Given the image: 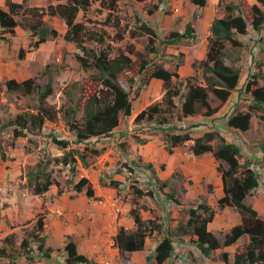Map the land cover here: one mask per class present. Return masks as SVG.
<instances>
[{"label": "trees", "instance_id": "16d2710c", "mask_svg": "<svg viewBox=\"0 0 264 264\" xmlns=\"http://www.w3.org/2000/svg\"><path fill=\"white\" fill-rule=\"evenodd\" d=\"M55 4H48L45 7L24 8L23 3H17L6 0L7 9H3L0 5V30L9 34H14V28L18 25L15 16L20 12L30 17L29 22L25 25L31 32L34 41L31 47L36 49L41 43L48 39H55L58 31L50 27L44 20L45 15L57 16L62 21L64 32L62 39L66 42L74 44L78 52L74 54L75 60L83 69L94 68L97 73L90 78L91 83L98 84V89H90L87 92L86 87L80 86L79 93L74 99V94L65 91V96L69 101L74 102L61 106L62 119L65 127L76 137L75 142L81 143L85 139L92 137H106L110 135L112 130L117 127L120 117H127L131 114V94L141 91L151 78L160 79L164 93L161 99L150 103L140 110L133 119L134 123L146 120L153 123L152 128H158L169 123L181 121L183 118L201 113L203 117L212 115L217 111V107H212L209 102V93L216 98L220 104L225 103L231 92L236 89L240 69L234 65L225 62V43L230 41L233 45H240L241 42L234 38L236 35H245L247 26L250 25L252 30L259 31L264 23V11L257 5L252 4L248 7L250 20L248 21L239 11L235 12L238 3L226 4L223 10L214 11L213 19L209 25V34L205 38V56L198 61V67L201 69L202 83L197 81L194 75L181 77L177 71L165 68L162 61H158L159 57L146 61L144 56L134 50L132 46H128L126 51H117L114 55H110L109 49H106L105 43L108 33L105 29L95 30L87 27L84 22L77 20L80 11L83 13L96 1L99 5L107 10L103 19L104 25H110L116 28V39L123 38L125 30L120 18L115 13L118 9L120 0H57ZM136 2L147 0H133ZM197 8L207 5V0H190ZM262 1V0H259ZM160 2V0H158ZM158 4L153 7L156 8ZM162 7V6H161ZM197 12V10H196ZM136 19L135 22L139 23ZM24 27V25H23ZM128 27V25H126ZM141 29L155 34L151 28H147L142 24ZM197 34L190 24L187 22L183 31H172L165 36L162 45H174L183 39L197 40ZM151 41H153L151 39ZM92 46H87V43ZM152 48L151 53L154 52ZM131 55H135L136 59ZM20 53L18 58L21 59ZM168 58V56L166 57ZM196 62L192 65L195 66ZM136 71L132 73V70ZM45 72L48 69L45 67ZM129 75L126 80L122 77ZM49 74V73H48ZM254 80H245L243 83V93H248L251 101L250 105L264 110V73H253ZM260 78L262 83H258ZM141 83L140 86H137ZM71 85H76L73 82ZM5 86L6 91H20L27 96L30 101L33 100L31 106L21 113L15 115L14 119L3 125H15L12 130L13 137H24L25 133L37 135L41 133L46 120H53L57 111L55 108L47 104L46 98L52 93L50 82L38 84L32 78L22 81L15 79H7L3 83L0 82V91ZM138 90H137V89ZM242 93V94H243ZM238 97L240 93L237 94ZM34 103V105H33ZM81 110L80 118H77V112ZM228 116L226 123L229 127L246 131L250 128V120L252 114L250 110L234 111ZM264 120V116L262 117ZM2 125V128H3ZM198 124H190L188 127L172 126L176 129L174 132H168L163 135L162 141L164 149L168 154L173 152V148L181 146L191 150L194 155L211 152L218 161L216 167L217 173L223 181V195L217 200V207L223 209L226 206H233L241 217V222L232 226L229 231L223 233L220 239L207 229V224L213 220L214 209L211 205L205 203L202 199L195 206L186 208L185 212L188 218L185 222H175L167 228V234L158 242L155 247V262L161 264L167 258L171 257L174 252L172 244L173 238L185 234L195 236L196 247L203 256H209L212 251L222 248L223 246L234 243L242 235H247L249 241L242 249L236 248L233 253L231 264H264V221L258 216L257 211L245 203V197L254 194L259 187L258 172L253 168L252 159H245L240 163L238 157L240 148L233 142L225 139L220 130L214 129L203 132L200 136H193L189 132V128ZM2 129L0 128V131ZM50 140L59 148L65 149L69 146V141L57 138L50 134ZM139 142L145 143L143 138ZM257 146L262 152L261 160L264 162V140L260 141ZM96 155L99 154L95 151ZM0 159H7L2 142L0 140ZM80 161L82 166H88L87 157L79 150L74 148L67 149L60 158H51L47 153H43L35 163V166L25 173L26 188L29 192L41 195L48 190L50 185H56L59 188V182L52 177V169L49 168L51 163H59L68 166L69 172H76L77 162ZM147 168H151L152 164L148 162ZM163 167V166H161ZM155 173L154 170H152ZM154 176V174H153ZM180 178L181 173L173 172L171 178ZM101 185L102 183L99 179ZM164 200L180 205V199L175 195L170 187L169 179H160L154 176V181ZM107 185L116 188L119 182L109 180ZM85 187V194L93 196V186L89 180L82 177L80 181L74 185L76 191H81ZM60 191V190H59ZM140 196L142 192L137 191ZM149 197L151 192L145 193ZM130 214L133 217L135 229L126 231L120 228L115 236V244L120 252H131L141 250L144 247L145 238L154 232H158L161 223L158 222L160 217L154 215L153 218L143 219L138 208H131ZM42 217L38 214L34 232L31 239L35 240L36 256L38 259L51 258L52 248L45 246V235L43 234ZM14 234L10 233L0 240V257L13 258L20 257L17 253L19 249H26L23 257H28L30 249V238H23L19 246H15ZM19 248V249H18ZM65 252L66 264H95L87 257L80 254L76 250V246L72 241L66 242L63 247ZM218 260L226 261V253H219ZM31 257V255H30ZM35 260V256H32Z\"/></svg>", "mask_w": 264, "mask_h": 264}, {"label": "rangeland", "instance_id": "374dc122", "mask_svg": "<svg viewBox=\"0 0 264 264\" xmlns=\"http://www.w3.org/2000/svg\"><path fill=\"white\" fill-rule=\"evenodd\" d=\"M210 1L214 5L213 13L215 10H218L219 13V10H223L222 8H224L226 4L238 3L237 9H234V11L237 13L241 11L248 21L250 20L248 7L252 4H257L264 11V0H207L208 9H206V5L202 8H197L190 0H160V2H158V0H147L141 2L133 0H120L118 2V9L115 13L120 18V23L125 29L123 31L122 39L115 38L116 28L103 24V19L107 10L102 8L98 1L92 3L84 13L80 11L77 15V20L84 22V24L89 28H94L95 30H100L102 28L107 31L108 37L106 39L105 46L106 49H109L111 56L117 51H126L128 46H132L135 51L140 52L144 56L146 61H151L155 57L157 59L158 56H160L158 61H162V64L169 70H175L176 67L182 65L181 73H186V75L189 73V76L194 75L197 81L202 83L201 69L198 67V61L203 59L205 56V38H207L206 36L208 34L203 35L202 33L203 26L201 9L206 10V15H209V12L211 11V6L209 5ZM1 3L5 6L6 0H1ZM155 4H158L156 8L153 7ZM15 19L18 25L14 28V34H9L0 30V71H5L7 69L8 71L14 72V75L16 71L23 68L25 74H30V77L28 78L34 79L38 84L42 85L49 81L53 91L46 98V102L51 107L55 108L57 114L53 120L45 121V129L43 131L42 128L41 133H38L37 135L25 133L26 135L24 137H13L12 130L15 125L7 126L3 124L13 120L15 115L18 113L27 110L29 106H31L33 100L30 101L28 97L23 95L20 91L8 92L6 91L5 86H2L0 91V128L2 129L0 131V140L2 142V149L4 150L7 159L5 161L0 159V190L5 193L7 190H10L9 187L18 186L22 193L23 189H26L25 173L35 166V163L39 157L43 155L44 151L48 154V156L50 155L51 158L57 156L60 158L67 149L74 148L87 157L88 166H86L87 168H83L81 162H77V170L74 174H71L68 166H63L54 162L51 163L49 168L52 169V177L59 182V189L60 183L62 184L61 188L66 187L71 189V187L73 188L82 177H85H80L78 174L79 170H81L80 167H82L83 169H87L86 174L89 176L99 172V179L102 182H107L111 180L112 177L119 174L122 177V185L116 189L117 195L122 201L128 203L130 209L138 208L140 212V209H149V211H151V209H153L151 207L152 205L157 206V204H155L156 200L165 202L166 200L163 199L158 187H156L153 183L155 176H153L154 173L152 172V170H154L153 163H151V168L146 167L148 162H154L153 158L155 157H152L150 159L151 161H146L143 157L145 152H142L141 150L147 148L142 146L144 143L139 142L140 138H143L146 141L149 140L151 138L150 135L155 134L154 131L150 129L146 132L141 130L140 127H133V119L120 117V124L122 123L125 129L122 131L121 135L117 136L113 145L110 144L111 140L105 137H92L85 143H76L75 135L69 133L64 125L62 113L59 111L63 108L61 106H66L67 104H72L74 102V100L72 102L69 101L64 92H71L74 94L75 99L79 93L80 86L86 87L87 92L89 90V86L91 90L94 88L98 89L100 86L98 84L91 83L90 81V78L97 73V70L94 68L83 69L80 67L74 57V54L78 52V49H76L73 43L66 42L62 39V34L64 32L63 25L62 23H59L60 21L56 17L47 18L45 22L50 27L55 28L58 31V36L55 39H48V41L44 42L43 45L40 44L38 47H41V49L38 53H32V51L36 50L38 47L36 49L31 47V43L35 38L29 35L30 31L25 26L29 22L30 17L20 12L15 16ZM136 19L140 20L139 23L135 22ZM187 22H190L195 34L199 36L197 40L183 39L174 45H162V39L165 36L172 31H183ZM142 24H145L147 28L149 27L153 29L155 34L147 32L146 29H141ZM126 25H128V27H126ZM24 31L28 34V38H25L27 34L24 33ZM234 38L239 40L241 44L238 46L233 45L230 41H226L225 62L240 69V75L236 86V88H239L241 86L243 87L245 80L256 79L255 77H252L251 74L259 72L264 73V23L259 31L252 30L249 25L248 31L245 35H236ZM151 39L153 41H151ZM201 40H203V43ZM87 46H92V43L88 42ZM152 48H154L153 53L150 51ZM18 53L23 56L21 59L18 58ZM131 56L133 59H136L135 55ZM167 56L168 58H166ZM19 60L23 61L20 62ZM12 61L18 65L16 70L13 69L14 64ZM193 62H196L194 63L195 66L192 65ZM45 67L48 69L49 74L45 72ZM135 71L136 69L132 70V73ZM25 74H23V76H26ZM129 75H131V73L122 77L121 80H126ZM7 79H12V77L8 76L6 73L0 75V82L3 83ZM73 82H76V85H71ZM257 82L260 84L262 83V80L258 78ZM140 85L141 83L137 86ZM235 90H238L240 94L243 93L242 88ZM236 91H233V99L236 97V93L238 92ZM136 93L137 92H133L131 94L132 111L137 110L140 102L143 101L139 98V94L136 95ZM243 94L246 96L241 98L240 103L234 104L235 106L232 107V109V105L229 104V109H226L225 111L230 110L231 113H235L234 111L237 110L242 112L250 110L252 114V125L250 128L252 130L250 131V136L249 133L246 134V138L248 140H251L250 138H254V140H258L255 142L259 143L264 140V120L262 119L264 116V110L251 106L249 103L248 93L246 92ZM209 101L212 106L217 104L219 105L220 103L211 93H209ZM143 108L144 106L139 108V110H142ZM81 113V110L77 112V118H80ZM141 121L137 124L141 123ZM51 123L53 125H50ZM191 130V134L193 136H198L202 131V128H193ZM220 133H224L222 135H224L227 141L235 143L240 148V152L242 150L244 151L245 145L239 136L235 137L234 134L224 130H221ZM50 134L56 136L57 138H69L71 140H68L70 142L69 146L65 149L57 147L50 140ZM104 140H109L108 144L110 145L106 146V144L104 147H98L99 145L97 142H103ZM152 144H155V142H152ZM119 146L124 149V153L121 152L118 154L116 152L119 150ZM255 147L256 146L254 145V149ZM95 151H98L99 154L96 155ZM153 153L155 152L153 151ZM252 160L254 169L258 172L260 185L258 193L256 190L254 194L248 195L249 198L245 200V203L249 204L256 210H259L258 212H260V215L258 214V216L264 219V162L262 160H256L255 158H252ZM110 163H112L111 167ZM157 165L160 166V162L157 161ZM174 171L181 173V177L175 179L174 177L171 178ZM4 175H6V177H4ZM171 175L167 178L170 180V187L174 191L175 195L180 198V201L184 200L186 205L184 207L183 205L177 207L179 214L183 215L185 208L195 206L196 203L203 199L207 204L209 201L211 202L209 203L214 209V218L216 221L226 219L225 222L230 224L231 222L234 223L236 219H240V214L233 206H226L223 209H219L217 207V200L219 197H216L215 195L210 196L209 201L206 196L199 195V198L195 202H193L195 198L193 196L192 201L185 202V190L182 189L183 181H188V185H190L191 180H183V173L177 168L172 170ZM10 176L14 180L10 179L12 183L8 184V178H10ZM15 176L17 182L15 180ZM84 189L85 187H83L82 190ZM138 190L142 192V195L139 196L137 194ZM206 190L210 194L213 193L212 186L206 187ZM146 192H151L152 196H147L145 194ZM11 197L12 199H7V197L3 199L0 195V200L3 201L2 208L9 205L4 212H0V218H2L4 222L10 220H13L14 222L18 221L20 227L13 233L15 246L18 247V244L23 238L31 237V234L34 232V225L38 215L33 219L34 222L27 219L22 220L21 216H24V212L25 217H29V205L27 206L25 204L23 206L20 204L18 206L17 194H12ZM178 208L181 209L179 210ZM15 226L16 225H13L12 227ZM227 231H229V229ZM223 233L224 230H220L216 233V236L222 239ZM1 238H3V235L0 234V240ZM30 241L31 244L29 247L30 249L28 250L29 253L27 258L23 257V253L27 251V248H18L19 252L17 253L20 257H13L12 259L0 257V264H32L35 262L32 258V256L38 258V256H36L37 250L35 240L30 238ZM248 241L249 237L247 235H243V237L241 236L239 241H236V244H238L237 248L242 249ZM234 248L235 247H228L227 250L232 251ZM193 250L195 251L197 258H194L193 253L191 252L186 253L185 256L187 259H192L191 262L193 261L194 264H231L233 260V256L229 259L227 258L226 261L218 260L220 256L219 253L221 252L210 255L207 258L204 257L198 249L193 248ZM227 252L229 253V251ZM172 258V262H181V264H186L183 263L186 262V258H180L177 253L173 255Z\"/></svg>", "mask_w": 264, "mask_h": 264}, {"label": "crops", "instance_id": "0c3cea01", "mask_svg": "<svg viewBox=\"0 0 264 264\" xmlns=\"http://www.w3.org/2000/svg\"><path fill=\"white\" fill-rule=\"evenodd\" d=\"M10 1L23 3L24 8L45 7L50 3L55 4L58 2L57 0H10ZM0 5L3 9L5 10L7 9L6 5L5 6L2 5L1 0H0ZM209 5L211 6V11L209 12L210 13L209 15H206V10L201 9L203 35L209 34L208 31L209 25L214 15L213 13L214 5L212 4L211 1L209 2ZM207 6L208 5H206V9H208ZM55 17L60 21V22L58 21L59 23H62L61 19H59L57 16L45 15L43 17V20L46 21L47 18H55ZM247 31H248V26H247ZM24 33H26V31H24ZM30 33L31 32H29V35H31ZM198 37L199 36H197V38ZM25 38H28V34ZM202 41L203 40H201V42ZM43 44L44 42L41 43V45ZM40 49L41 47H38L36 50H33L32 53L35 52L38 53ZM19 61L21 62L23 60H19ZM12 63L14 64L13 69L16 70L18 65L15 64L14 61H12ZM175 71H177L181 77L189 76V73L187 75L186 73L185 74L181 73L182 65L176 67ZM4 73H6L8 76L14 79H17V81L24 80L30 77L29 73L26 74L24 73L23 68H20V70L16 71L14 75H13L14 72L8 71L7 69L5 71L2 70L0 71V75ZM23 74H25L26 76H23ZM241 88L242 86L236 89H241ZM163 93L164 90L162 88V81L160 79L151 78L148 81V83L144 86V88L141 91H139V98L143 101L140 102V105L137 110L132 111L131 108V114L127 116V118L134 119L136 114L140 111L139 108H141L142 106H144L145 108L150 103H153L154 101L161 99ZM238 93L239 91L236 93V97L233 99L232 98L233 91H232L228 100L225 103H223L224 105L220 103H219L220 106L218 104L215 106L211 105L212 107H217L218 109L215 113L207 117H203L199 112L195 115L185 117L181 121L169 123L158 128H152L151 125L153 123L148 122L146 120H142L141 123L139 124L133 122V127L134 126L140 127L141 130H144L146 132L147 130L152 129V131H154L155 133L150 135L151 138L142 145L147 149L141 150L142 152H145V154L142 155L146 161L148 160L151 161L150 159L152 157H155L153 158L154 162H150L153 163V168L155 171L154 175L158 176L160 179H167L171 175L172 170L174 168H177L183 173L182 175L183 180L184 179L191 180L190 185H188V181L187 182L183 181L182 189L185 190L184 192L185 202L192 201V196L195 197L193 201L195 202L199 198L198 197L199 195L206 196L208 201L210 196L215 195L216 197L220 198L223 195V181L216 170L218 161L215 159V157L211 152L194 155L191 152V150L183 148L181 146L174 147L173 152L171 154H168L165 151L162 138L165 133L176 131V129H172V126L188 127L190 124H198L197 126L189 128L190 133L192 131L191 129L193 128H202V131L199 133L198 136H200L205 131L214 130V129L220 130V132L221 130L227 131L229 133L234 134L235 137L239 136L245 145L244 151L242 150L238 157L240 163L247 161L245 159L255 158L256 160H261L262 152L257 146L258 143L255 142L258 140H254V138H250L251 140H248L246 138L247 133H249V136L251 135L250 131L252 129L249 128L246 131H239L229 127L226 123L228 116L233 113V112L231 113L230 110L225 111L226 109H229L228 105L231 104L232 105L231 109H232V107L235 106L234 104L240 103L241 98L246 96L244 94H240L238 97L237 95ZM249 103H251L250 100ZM120 122H121V118H119V123L117 127L112 130L110 135L105 137L111 140L110 142L111 145L114 144V140H116L117 136L121 135L122 131H124L125 129L124 125H122V123L120 124ZM250 123H251L250 124L251 127L252 119L250 120ZM50 125L53 124L51 123ZM44 129L45 127L43 126V131ZM69 133L73 134L71 132ZM62 139L71 141L69 138H62ZM90 139L91 138L85 139L83 142L85 143ZM109 140H104L103 142L102 141L97 142V144L99 145L98 147H104L106 144H107L106 146H109L110 145L108 144ZM152 142H155V144H152ZM254 145L256 146L255 149L257 150L254 149ZM123 150L124 149L120 148L119 146V150L116 152L118 154H120L121 152L124 153ZM153 151L156 154L153 153ZM157 161L160 162V166L157 165ZM251 165L253 166V164ZM111 166L112 163H110V167ZM161 166H163V168H161ZM83 168H87V167L83 166ZM83 168L80 167L82 171L79 170L78 174L80 177L85 176L88 178L89 182L93 186V196H87L84 190L76 191L72 187L71 189L66 187L61 188L62 187L61 183H60V189L56 185H50L48 190L41 195L31 194L29 193L27 188L23 189L21 193V190H19L18 186L9 187L10 190H7L5 193H3L2 190H0V195L2 196L3 199L6 197L7 199H12L11 195L17 194L18 206L20 204H22L23 206L25 204L27 206L29 205L30 208L29 217H25V212H24V216H21L22 220L27 219L34 222L33 219L38 214L43 216L42 222H43V234L45 235V246L47 247L49 246L52 248V252L50 256L51 258L45 260L35 258L34 260L35 262H33L32 264H66L65 263L66 254L63 251V247L68 241H72L75 244L78 253L84 255L90 261L91 260L94 261L95 264H103V261L107 259L113 261L115 264H156L154 258L155 257L154 250L158 242L162 240L164 236L167 234V228L171 225V223H175L177 221L185 222L188 218V215L185 213V211L184 214L182 215L179 214L177 210L178 206H182V205L183 207L186 206L184 200L180 201L181 202L180 205L172 203L168 200H166L165 202L156 200L155 204H157V206L150 205L153 208L151 209V211H149V209L147 210L140 209L141 212L140 211L139 212L143 219L153 218L154 215H158L160 217L158 222L161 223V228L158 232H154L145 238L143 249L131 251V252H120L117 245L115 244V236L117 235L119 229L121 227L124 228L126 231H133L135 229L133 217L130 214V206L128 205V203L122 201L117 195L116 189L120 185H122L121 184L122 177L119 174L112 177V180H116L119 182V185L116 188H114L112 186L107 185L108 181L106 182V185H101L98 182L99 172H96L94 175L89 176L86 174L87 169H83ZM6 175H4V177H6ZM8 179H9L8 180L9 183L7 182L8 184L12 183L10 179L14 180L13 178H11V176ZM15 180L17 182L16 176H15ZM208 186L209 187L212 186L213 193L211 194L208 193V191L206 190V187ZM258 189L259 187H257L256 189L257 193L259 191ZM248 198L249 196H246L245 200ZM209 202L208 204L211 205L210 204L211 202L210 203ZM2 203L3 201L0 200V212H4L9 207L8 205L5 208H2L3 207ZM178 209L180 210L181 208ZM256 211L260 215V212H258L259 210ZM260 218L264 220L262 217ZM0 221H1L0 234L3 236L9 233L16 232L17 228L20 227L18 221L14 222L13 220H10L4 222L2 218H0ZM225 221L226 219H223L222 221H216V219L213 217V220L207 224V229L211 231L214 235H216V233L219 232L220 230H224V232H226L232 226L239 224L241 222V217L238 220L236 219L234 223L231 222L232 224L226 223ZM13 225L16 226L12 227ZM195 239H196L195 236L190 234L174 237L172 242L174 246V252L171 255V257L167 258L161 264H181V262H176V263L172 262L173 261L172 257L176 253L182 259L186 258L185 254L188 252L193 253V257L197 258L195 255V251L193 250V248L198 249L196 247ZM239 239L240 237L236 241L238 242ZM236 241L230 245L223 246L222 248H218L212 251L210 255L223 252L226 253L228 259L231 258V256H233L235 249L238 247ZM228 247L229 248L235 247V248L231 251V250H227ZM227 251H229V253ZM191 260L186 258V262L183 263L194 264V262L193 261L191 262Z\"/></svg>", "mask_w": 264, "mask_h": 264}, {"label": "built area", "instance_id": "2783aa9c", "mask_svg": "<svg viewBox=\"0 0 264 264\" xmlns=\"http://www.w3.org/2000/svg\"><path fill=\"white\" fill-rule=\"evenodd\" d=\"M103 264H115L113 261H111V260H104L103 261Z\"/></svg>", "mask_w": 264, "mask_h": 264}]
</instances>
